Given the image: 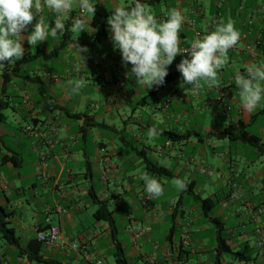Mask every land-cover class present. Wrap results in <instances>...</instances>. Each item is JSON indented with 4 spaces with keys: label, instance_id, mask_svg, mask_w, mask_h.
I'll use <instances>...</instances> for the list:
<instances>
[{
    "label": "crops",
    "instance_id": "0c3cea01",
    "mask_svg": "<svg viewBox=\"0 0 264 264\" xmlns=\"http://www.w3.org/2000/svg\"><path fill=\"white\" fill-rule=\"evenodd\" d=\"M120 1L91 0L110 10L120 6ZM210 1L206 16L200 0H141L151 8L163 4L153 13L158 19H166L169 9L181 11L185 16L180 30L182 49L233 13ZM129 2L133 0H124V4ZM238 2L236 20H231L241 38L229 50V62L219 73L220 88L204 85L197 94L188 85L179 86L182 77L153 89L138 85L119 50L105 64L94 61L82 69L74 45L86 46L82 43L93 33L91 16L85 17L87 31L78 37L72 33L63 48H59L62 33L33 47L23 41L29 59L1 66L0 74V97L11 101L2 111L5 119L0 123V206L10 213L9 226L17 238L14 246L0 238V264H33L28 257L35 256L52 262L49 264H93L97 258L109 264L108 257L113 258L112 230L106 221L93 219V197L105 202L111 211L123 252L126 243L118 237L115 213L125 221L131 247L124 256L129 264H172L171 254L178 255L183 264H213V227L197 216L196 205L180 198L183 191L158 201L146 197L139 177L145 171L153 174L151 164L171 171L168 179L153 174L163 188L179 178L193 183L194 194L200 197L224 195L226 199L214 217L225 223L231 249L247 260L236 259V264H264V232L257 233L264 228V155L246 144L210 137L241 121L264 143V101L254 112L245 111L234 84L237 72L264 61V0ZM244 9L245 15H241ZM43 15L54 26L56 14L44 8ZM79 15L77 7L68 14L65 27L70 29ZM35 22L22 35L30 33ZM112 45L109 33L104 42L86 47L91 51L98 47L105 53ZM250 50L254 57L249 56ZM186 55H178L168 73L176 72ZM110 63L115 71L104 70ZM59 65L66 70L58 73L54 67ZM97 67L103 70L101 76ZM70 72L76 78L69 76ZM87 73L96 77L88 78ZM105 74L114 78L106 81ZM80 78L87 82L85 90L73 94L69 81ZM16 98L21 99L19 104ZM20 109L25 111L23 120L30 121L26 127L30 126L32 133L25 132L26 127L17 132L7 124L6 111L15 114ZM69 114L81 117L76 120ZM153 126L161 132H196L202 140L191 137L175 142L163 133L149 138L147 132ZM232 181L239 188L236 200L227 195ZM48 225L60 228L62 239L55 245L37 240L39 229ZM155 234L158 239L153 238ZM186 236L190 241L187 247L180 241ZM222 264L234 263L223 260Z\"/></svg>",
    "mask_w": 264,
    "mask_h": 264
},
{
    "label": "clouds",
    "instance_id": "9594fccd",
    "mask_svg": "<svg viewBox=\"0 0 264 264\" xmlns=\"http://www.w3.org/2000/svg\"><path fill=\"white\" fill-rule=\"evenodd\" d=\"M75 7L80 15L72 21L69 29L77 37L85 28V17L95 16L96 6L91 0H0V66L15 64L25 56L23 41L31 47L55 38L65 30L68 14ZM47 8L56 14L54 26L43 15ZM36 21L26 36L29 26ZM185 16L176 8L169 9L166 19H158L151 8L141 0H133L131 5L116 6L107 18L110 39L114 50H119L125 66L131 65L130 73L138 85L146 89L161 87L166 82L169 66L178 55L186 53L177 71L182 77L179 85L190 86L194 94L203 90L204 85L220 88L219 73L229 62V50L235 47L241 33L234 21L221 19L214 30L202 37L194 38L187 48H181L180 30ZM80 61L86 66V53L89 49L75 42ZM73 94H79L86 87V80H70ZM234 84L240 92L242 107L251 113L262 106L264 101V61L247 66L243 73L237 72ZM162 132L156 126L147 132L149 138H155ZM144 182L146 197L156 200L163 196L164 188L155 175L142 172L139 177ZM177 191H186L184 180L172 181Z\"/></svg>",
    "mask_w": 264,
    "mask_h": 264
},
{
    "label": "trees",
    "instance_id": "16d2710c",
    "mask_svg": "<svg viewBox=\"0 0 264 264\" xmlns=\"http://www.w3.org/2000/svg\"><path fill=\"white\" fill-rule=\"evenodd\" d=\"M158 2H162L165 0H157ZM132 2L129 3L131 5ZM96 6V13L95 16H91L90 20V27L93 30L92 35L84 40L82 44L90 47L95 44H99L104 42L109 37V26L107 25V18L109 15L112 14L114 10H110L106 8L102 4H94ZM127 6V5H126ZM72 32L69 31V27L66 26L64 32L62 33L60 37V45L59 48L65 47L69 42L71 38ZM29 58L25 57L22 60L27 61ZM181 75L178 71L171 72L166 77V82L173 81L175 79L180 78ZM11 101L8 98H1L0 97V123L4 122V115L2 113L3 110L10 107ZM54 107V109H58V106L49 105ZM69 116L72 119H79L81 117L80 114H69ZM164 135L168 137V139L180 142L185 141L192 138H198L199 140H202L198 133L196 132H187L185 134H179L174 131H163ZM210 137H214L216 139L220 140H228L231 142H240L243 144H246L256 151H258L260 154L264 155V143L262 142L261 138L257 135L251 134L248 131V125L243 124L241 121L238 123H235L233 125H229L224 127L223 129L219 130L217 133L211 134ZM150 170L160 179H168L171 176V171L163 166H158L156 164H151ZM233 182V181H232ZM187 190L183 191L180 195V198L184 196H191V204L196 205V207L199 209L200 212V219L203 222L210 223L213 227V237H214V244L215 248L213 250L212 259L213 264H222L225 257H229L232 260L238 259L239 261H247L246 258H239L241 256V253L236 252L235 250H232L228 240L229 235L226 233L225 223L222 222L219 218L214 217L215 211L218 209L219 205L226 199L224 195L218 197L217 195L214 197L206 196V197H200L196 194H194V186L193 183H187ZM231 183V182H230ZM227 185V195L230 200V190L229 185ZM235 183V182H234ZM239 193V192H238ZM239 198V197H238ZM236 200V199H235ZM92 202L94 205H96V209L93 213V219L95 221H106L112 230L111 235V241L113 246V254L112 257L114 259L115 264H129L126 257L124 256L123 249L121 247V244L116 239V228L114 226V220L112 218L111 211L108 210L105 202L100 201L97 197H93ZM10 216L9 212H6L5 209L0 206V238L8 245H16L17 244V238L15 236L14 230L9 226L8 218ZM47 227L43 229H39V231L46 230ZM263 229V228H260ZM258 229V230H260ZM182 236V235H181ZM186 239L188 242V245L190 244L189 237H183L180 238V241L183 242V240ZM40 244L37 242V245ZM184 246V245H183ZM185 246V247H187ZM184 248V247H182ZM181 256V253H180ZM29 261L33 264H45V263H52L48 262L46 260H43L41 256H35V257H28ZM172 258V259H171ZM172 263H180L183 264L180 260H178V255L171 254L170 260H173Z\"/></svg>",
    "mask_w": 264,
    "mask_h": 264
},
{
    "label": "rangeland",
    "instance_id": "374dc122",
    "mask_svg": "<svg viewBox=\"0 0 264 264\" xmlns=\"http://www.w3.org/2000/svg\"><path fill=\"white\" fill-rule=\"evenodd\" d=\"M202 3H203V5H204V7H205V9L207 10V12H206V16L209 14V12H210V9H211V6H212V4L210 5V0H200ZM213 2H214V4L213 5H215L216 3H219V7H220V9L221 10H226V11H228V12H230V13H232L231 15H230V18L229 19H235L236 20V9H238V7H239V2H238V0H230V1H223V0H212ZM220 1V2H219ZM244 1H251V0H244ZM130 3V2H129ZM129 3L128 4H124V0H121L120 1V6H126V5H129ZM160 7H163V4H160L159 5ZM159 6H157V7H150L151 8V10H152V12L153 13H158V11H160V9L161 8H159ZM243 6V5H242ZM76 8L77 7H75L73 10H76ZM245 9L243 10V12L241 13V15H245ZM209 16V15H208ZM87 18H90V16H88ZM88 29H89V27H87ZM90 30V29H89ZM104 46H106V45H104ZM115 53V50H114V48H113V45L111 46V50L110 51H108V52H103V53H101L100 51H99V48L97 47V48H95L94 50H89V52L88 53H86V54H84V55H86V57H87V60H86V64L88 63H90V62H94V61H98L99 63H100V65H102V64H105L109 59H110V57H111V55L112 54H114ZM93 58H94V60H93ZM111 61V60H110ZM54 63V65L56 64V62H53ZM83 65L84 64H82V69H84V67H83ZM65 67V66H64ZM55 69H58V73H60V72H63L64 71V69L66 70V68H63V66H55L54 67ZM70 68V67H69ZM96 72H97V74L98 75H102V74H100V73H103V70L101 69V67H97L96 69ZM104 70L105 71H108V70H113V71H115L116 70V67H114L111 63H110V65H108V67H106V68H104ZM0 74H1V66H0ZM71 72L69 73V76H71ZM88 74V73H87ZM65 75V74H64ZM66 76V75H65ZM65 76H63L64 78H65ZM72 77V76H71ZM86 77H88V78H91V77H93V78H95L96 77V74H93V73H91V74H88ZM114 77L115 78H117L118 77V75L116 74V72H115V75H114ZM114 77H111V76H107L106 74H105V76H104V78H106V81H107V78H109V80H112L111 78H114ZM72 78H76V76L75 77H72ZM82 90H85V89H82ZM15 102L17 103V104H19L20 102H21V99L20 98H16L15 99ZM25 115V111L23 110V109H20V112H18V113H15V114H12V111L11 110H7L6 111V116H7V124L9 125V126H11V127H13V128H15L16 130H17V132H19V129L21 128V127H23V128H25L26 127V122H29V124H30V121H26V120H23V116ZM41 118H43V115L41 116ZM70 122H74L73 120H71ZM6 129H9V127H7ZM252 132L254 131V129H252L251 130ZM30 133V132H29ZM31 133H32V131H31ZM202 135H203V133H202ZM15 150H18V151H20L21 150V148H19V147H16L15 148ZM214 180H215V176H214ZM172 181L173 180H170L169 181V183H168V185L164 188V194H163V196H161L159 199L160 200H163V199H165V198H167L168 196H171V197H174V195L175 196H177V195H179V193H180V191H177V189L173 186V184H172ZM185 181H187V180H185ZM188 181H190V180H188ZM177 193V194H176ZM159 199H157V201L159 200ZM191 200V196L189 195V196H184V201H188V202H191L190 201ZM150 204H152V202L150 203ZM116 214V222H117V230H118V237H119V239H121L122 241H124L125 243H126V246H124V252H125V254H127L128 252H129V248L131 247V243H130V240H129V238H128V235H127V233L125 232V230H124V223H125V221L124 220H121V219H123L122 218V216H120V214L119 213H115ZM196 214H197V216H199V217H201V215H200V212H199V209L197 208V212H196ZM120 218V219H119ZM122 222V224H121V222ZM124 221V222H123ZM145 226L146 227H148L146 224H145ZM151 234H153V232L151 233ZM153 238L154 239H158L159 238V235H157L156 236V234L155 235H153ZM140 243V242H139ZM212 243V242H211ZM99 245H101V244H99ZM208 245H211V244H208ZM145 247H148V245L146 246L145 245ZM152 247V246H151ZM150 247V248H151ZM147 251V250H146ZM149 251V250H148ZM108 261H109V264H114L113 263V258H111V257H108ZM224 262H228V263H230V262H233L234 264H236V260H231V259H226V257L224 258Z\"/></svg>",
    "mask_w": 264,
    "mask_h": 264
},
{
    "label": "built area",
    "instance_id": "2783aa9c",
    "mask_svg": "<svg viewBox=\"0 0 264 264\" xmlns=\"http://www.w3.org/2000/svg\"><path fill=\"white\" fill-rule=\"evenodd\" d=\"M249 24L251 23V21L248 22ZM249 56L250 57H254V54L251 52V50L249 51ZM31 131V127L27 126L25 128V132H30ZM238 185L234 182H231L229 185V190H230V198L232 200H235L239 197V193H238ZM46 223H48V219L46 220ZM262 232H264V228L260 229L257 231L258 234H261ZM62 239L61 236V231L60 228L58 226H51L48 225L46 230L44 231H39L37 233V240L39 242L45 243L47 245H55L58 242H60ZM182 244L184 246L188 245V242L186 241V239L183 240ZM72 247L74 249H77V245L76 244H72ZM174 262V261H173ZM4 264H8L7 262H5ZM93 264H104L101 258H97L93 261ZM172 264H180V263H172Z\"/></svg>",
    "mask_w": 264,
    "mask_h": 264
}]
</instances>
